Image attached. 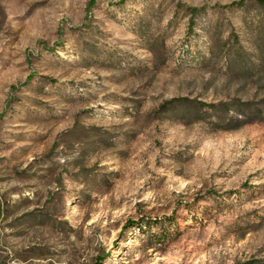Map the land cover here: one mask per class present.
Wrapping results in <instances>:
<instances>
[{
    "label": "rangeland",
    "instance_id": "rangeland-1",
    "mask_svg": "<svg viewBox=\"0 0 264 264\" xmlns=\"http://www.w3.org/2000/svg\"><path fill=\"white\" fill-rule=\"evenodd\" d=\"M0 264H264V4L0 0Z\"/></svg>",
    "mask_w": 264,
    "mask_h": 264
},
{
    "label": "trees",
    "instance_id": "trees-1",
    "mask_svg": "<svg viewBox=\"0 0 264 264\" xmlns=\"http://www.w3.org/2000/svg\"><path fill=\"white\" fill-rule=\"evenodd\" d=\"M260 4H264V0H256ZM238 122H234V126H238Z\"/></svg>",
    "mask_w": 264,
    "mask_h": 264
}]
</instances>
